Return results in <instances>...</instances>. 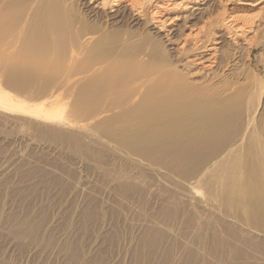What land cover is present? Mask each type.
Listing matches in <instances>:
<instances>
[{"label": "rangeland", "instance_id": "374dc122", "mask_svg": "<svg viewBox=\"0 0 264 264\" xmlns=\"http://www.w3.org/2000/svg\"><path fill=\"white\" fill-rule=\"evenodd\" d=\"M59 1L0 0V13L3 14L0 15L4 16H0V21L8 26L5 30V25H1L0 33L7 37L13 35L14 31L33 30L30 26H34V20H39L43 3L52 13L61 14L58 15L61 30L54 32L56 35L51 32L54 30H48V25L44 26L51 32L52 36L48 34L52 38L46 37L48 59L40 65L39 76L31 74V77L26 78L30 82H27L28 85L33 82L28 89L24 79L22 88L27 89L24 92L19 87H13L12 96L16 94L22 100L32 99L42 105L55 102L66 111L71 110L74 102L84 99L79 105L84 114L81 110V115L78 116V112V117L71 116L70 119L68 116V119L73 123L79 121L78 124L83 121L85 130L87 128L85 133H73L42 124V127L37 126L20 116L14 122L0 117V264H264V202L261 201L260 193L263 189L260 182L255 183L257 177L264 183V165L259 152L254 150L258 143L264 145V0H208L207 8L199 15L195 11L190 14L193 10L191 7L203 4L199 0H168L167 4L161 1L159 5L162 7L153 17L164 20L165 27L159 33L152 29L151 22L145 25L144 16L140 17L142 20L138 19L137 25L130 24L128 17L131 11L127 12L125 21L110 25L111 21L106 17L109 9L96 7L102 0H95L90 5L85 4L88 0H71L68 7L62 4V0ZM150 2L142 1L143 5L136 6L148 7ZM125 5L127 2L122 6ZM93 6L96 8L91 9ZM6 14L10 17L6 18ZM11 15L15 19H11ZM236 15L240 20H237ZM31 16H37L30 20L32 23L29 21ZM241 17L247 20L249 27L244 36H225L224 50L226 52L227 46L239 51L248 49L249 44L244 41L246 36L250 44L254 41L258 43L253 53L247 55V50L242 51V55L236 56H240L238 61L236 59L235 64L233 62L228 67L224 63V56H220L219 65L207 69L210 73L206 74L211 75L204 81L202 74L192 75L195 67L189 68L185 62L193 45L232 22L240 26L244 21ZM230 18L234 20L230 21ZM4 19L13 22L6 21L11 23V28ZM27 24H30L29 28ZM170 29L174 30L172 35L178 38L172 46L164 44L161 48L154 32L164 35ZM88 38L92 40L86 45L84 41ZM47 40H51V43ZM80 46L86 47L81 49ZM172 48L173 51L166 52ZM75 55L79 58H74ZM89 69L95 71L94 74ZM61 75L70 88L79 79L75 87L80 89L73 93L66 91L61 84ZM81 77H84L83 80ZM67 78H71L70 81ZM51 79V83L47 81ZM89 79L94 81L93 85ZM0 81L3 83L5 80ZM56 82L61 84L59 87L65 92L62 88L60 92ZM200 82L206 84L202 86ZM49 83L55 89L49 88ZM5 85L10 87L9 83ZM39 85L42 88L37 87ZM85 86L89 98H85L84 93L77 96V92ZM3 89L10 92V88ZM152 90L155 92L152 93ZM53 92L56 94L52 97ZM141 94L146 95L147 99L144 97L142 100ZM176 95L181 97L176 98ZM85 99L93 103V109L96 107L93 114L110 110L104 122H109L111 127L114 126L112 129L117 131L105 127L102 129V123L96 120L87 123L85 115L87 113L90 118L91 114L86 107H82ZM175 100L188 113L198 112L204 122L203 125L199 120L202 129L211 126L208 131L204 129L210 138L208 144H201L197 140V145L190 143L194 150H186L192 156L196 154L197 158L190 156L188 161L180 164L170 157V160L166 158L161 149L156 150L145 142L147 135L138 127L143 120L151 125L153 120L163 116V119L174 120L172 127H176L175 123H180L183 117L179 119L177 116ZM190 104H194V107ZM202 105L204 108L200 109ZM140 111L146 113L141 122L138 120ZM120 114L128 116L124 119L131 121L126 123ZM187 116L189 119L190 116ZM250 117L253 125L248 122ZM202 125L198 130L194 127L190 129L186 123L189 130L186 132L184 127L183 131L189 135L196 130L203 138L206 132L201 129ZM166 131L163 129L162 140H168ZM72 134L73 137L70 136ZM132 138L135 140L131 141ZM145 145L150 149H143ZM225 147L229 150L226 151ZM203 155L204 158H212L211 164L215 165L217 171L221 167L227 169L219 179V186L213 185L217 179L211 181L217 177L213 171L203 176L202 169L209 166L201 161ZM247 169L254 171L253 177ZM254 175L257 177L254 178ZM190 189L197 190L192 197L187 196ZM206 194L210 195V203L213 204H210V212L202 211L197 202H203ZM184 195L187 201L190 200L186 202L189 206L185 204ZM191 201L194 202L192 206Z\"/></svg>", "mask_w": 264, "mask_h": 264}, {"label": "bare ground", "instance_id": "6f19581e", "mask_svg": "<svg viewBox=\"0 0 264 264\" xmlns=\"http://www.w3.org/2000/svg\"><path fill=\"white\" fill-rule=\"evenodd\" d=\"M59 1V0H58ZM93 1H95V0H88L87 2H85V4L87 3V5L89 4H92V3H95V2H93ZM142 1H146V0H102L100 3H99V5H96V7H98V6H101V8L103 7H107L108 9H109V13H108V15L106 16L108 19H109V21H111V23H110V25H112V23L113 22H115V24H118L117 22L118 21H120V20H124V18H126V16L128 17V11H131V16H129L128 18H129V21H130V24H133V25H137V23H138V19L141 17H146V22H145V25H146V23H150L151 22V25L153 26V30H157V32L159 33V32H161L162 31V27H163V22H164V20L162 21L161 19H156V18H153L154 16H156V14L158 13V10H159V7L161 8L162 6H160L159 5V2H161L162 1V3H165V4H167V1L168 0H149V2H150V6H148V7H143V6H136V4H138V5H143V3H142ZM148 1V0H147ZM195 1V0H194ZM200 1V3H203V4H201V5H199V7H196V6H194V7H191V9H193L192 10V12H190V14L191 13H194V11L195 12H197V14L196 15H199V13L200 12H202V11H204L206 8H207V4H208V0H199ZM52 2H53V0H52ZM59 2H61V1H59ZM70 2H72L71 0H62V4L63 5H65V6H67V5H69L70 4ZM124 2H127V5H125V6H122L123 4H124ZM190 2H192V1H190ZM54 3V2H53ZM76 3V2H75ZM61 4V5H62ZM77 4V3H76ZM191 4V3H190ZM245 4V3H244ZM246 4H250V3H246ZM54 5V4H53ZM82 5H84V4H82ZM42 7H44L45 8V5H44V3L41 5ZM40 6V7H41ZM64 6V7H65ZM198 6V5H197ZM209 6V5H208ZM248 6V5H247ZM39 7V8H40ZM41 7V9H40V12L39 13H41V16H39V20L37 21V20H34V26H30V27H33L34 29L32 30V28H30L29 30H27L26 32L24 31V29H22V30H19V31H14V32H16L15 34H14V32H13V30L12 29H14V30H17V28L16 27H12V34L13 35H11L10 33H11V30H9L10 31V35H9V37H7L6 35H3V34H1L0 33V79H4L5 81H3V83L0 81V83H2V88H1V86H0V117H2L4 120H7V121H13L14 122V120H16V118L17 117H23L25 120H30V121H32V122H34V123H36V124H38L37 126H41V124L42 125H46V126H50L49 128H51V127H53V129H55V128H57V129H61V130H66V131H70V132H73V133H82V132H84L85 133V131H87V128H86V130H85V127L84 126H86L84 123L82 124V122L81 123H79V124H81V125H79L77 122H79V121H77V122H75V123H73L74 121H72L71 122V120H69L68 119V116H69V118L71 119V116L72 117H76L77 116V113L79 112V114H78V116L79 115H81L82 113H83V111L84 110H80V103L81 102H83L84 101V99H82V100H80V102H79V100H77V102L78 103H76V102H74V104H72V108H71V110L70 111H66V110H64V108L63 107H61V106H58L55 102L53 103H49V105L47 106L46 104V106L45 105H42L41 103H39V104H36V102L34 103L33 102V100L32 99H29V101H25V100H22L21 98H19L18 96H16V94H15V96H12V94L14 93V92H12V94H11V90L13 89V87L14 88H17V87H19V89H23V90H21L22 92H24V87L22 88V86H23V83H24V79H25V83H27L28 81H26L27 79L26 78H28V77H31V74L33 75V74H37L38 75V72L40 71L39 69H40V65L41 64H43V61L47 58L48 59V57H47V55H48V47L46 46V43H45V41H46V37H49V34L51 33V32H55V33H57L58 31H60L61 30V24L59 23V20H60V17L58 18V15L60 14H58L57 15V13L56 14H54V13H52L49 9H47V8H45V9H43ZM55 7H57V6H55ZM68 7V6H67ZM71 7H72V5H71ZM95 6H93L91 9H95L96 8ZM138 7V8H137ZM150 7L152 8V10H150ZM164 7H166V6H164ZM49 8V7H48ZM70 9V8H69ZM68 9V10H69ZM74 9V8H73ZM87 9H90V8H87ZM90 9V10H91ZM56 10V9H55ZM62 12V11H61ZM65 13V12H64ZM93 13V12H92ZM123 13H124V15H123ZM0 14H2V13H0ZM5 14V13H4ZM23 14V13H22ZM134 14V15H133ZM202 14V13H201ZM223 14V13H222ZM3 15V14H2ZM2 15H0V16H2ZM35 15H37V13L35 14ZM61 15V14H60ZM59 15V16H60ZM62 15H64V14H62ZM93 15V14H92ZM92 15H89V16H91L92 17ZM192 15H194V14H192ZM190 16V15H189ZM231 16V15H230ZM2 17H4V16H2ZM2 17L0 18L1 20H2ZM8 17H10V15L9 16H7V14H6V18H8ZM15 16L13 15H11V19L12 18H14ZM35 17H37V16H35ZM34 17V18H35ZM90 17V18H91ZM186 17V16H185ZM235 17V16H234ZM33 18V16H31V19H29V21L30 20H33L32 19ZM66 18V17H65ZM64 18V19H65ZM140 18V19H141ZM236 18H237V15H236ZM243 17H241V19H242ZM15 19V18H14ZM62 20L61 21H63V18H61ZM82 19H83V17H82ZM210 19V18H209ZM66 20V19H65ZM142 20V19H141ZM230 21L231 20H234V18H230L229 19ZM236 20V19H235ZM237 20H240V18L238 17L237 18ZM236 20V21H237ZM242 20H244L243 21V23L239 26V25H236V24H233L234 22H232L230 25H228L227 27H224L223 28V30H215V31H213V33H211V34H209V35H207L206 37H204L203 39H201L200 41H198V42H196L194 45H193V47L190 49V54H188L189 56L187 57V59H186V62H185V64H187V66L190 68V66H192V67H195L194 68V70H195V73L194 74H192V75H200V74H202V81H204L203 79H208L209 78V76L211 75V74H209V76H208V74H206V73H210V71H208L207 69L209 68V70L211 69L210 68V66L211 67H213V66H215L216 67V65H219V61H221L220 60V56H224V60H226V62H224V63H226L225 65H226V67H228L227 65H231L232 66V63L234 62V64H235V61H236V59H237V61H238V58L240 57L239 55H242V51H245V50H247V55H250V54H252L253 53V51L258 47V43H256L254 40H252V41H254V43L253 42H251V44H250V42H249V40H247L246 39V36H245V42L247 41L248 42V44H249V46H247V47H249L248 49H241L240 51H239V49L237 50L236 48H231V47H229V46H227L226 48H227V50H229L228 52H227V50H226V52H225V50H224V43H225V39H224V37L225 36H228V37H237V36H244V34H245V31H246V28H248L249 27V25H248V23H247V20L246 19H242ZM6 21H8L7 19H4V22H6ZM125 21V20H124ZM123 21V22H124ZM126 21H127V19H126ZM208 21V20H207ZM212 21V20H211ZM210 21V22H211ZM1 22V21H0ZM8 22H11L10 20L8 21ZM31 23H32V21H30ZM212 22H214V20L212 21ZM7 23V22H6ZM12 24H13V22H11ZM11 23H7V24H9V27H10V24ZM109 23V22H108ZM125 23V22H124ZM127 23H128V21H127ZM219 22L217 21V24H218ZM221 23H222V20H221ZM126 24V23H125ZM210 25H214V23H209ZM216 23H215V26L217 25ZM220 24V23H219ZM218 24V26H220ZM4 26V29L5 28H8V26L6 25V24H4L3 25V22H1V24H0V26ZM14 25H16V24H14ZM28 25H30V24H27V27H28ZM45 25H48V30H54V31H51L50 33L48 32V30H47V28H45L44 26ZM150 25V24H149ZM36 26V27H35ZM42 28H44V30H40V28L41 27ZM52 26H53V29H52ZM117 26V25H116ZM26 27V26H25ZM26 27V28H27ZM111 27V26H110ZM146 27V26H145ZM165 27V26H164ZM163 27V28H164ZM221 27V26H220ZM11 28V27H10ZM29 28V27H28ZM50 28V29H49ZM107 28H109V27H107ZM68 29V28H67ZM152 29H150L149 31L150 32H152ZM214 29H216V28H214ZM6 30V29H5ZM161 30V31H160ZM249 30V29H248ZM67 31V30H66ZM156 32V31H155ZM154 32V35H155V38H156V40L159 42V44L161 45V48L164 46V44H167L168 46H172L173 44L172 43H174V41L176 40V38H178V36L177 35H172L173 34V32H174V30H169L167 33H165L164 35H161V34H158L157 32L155 33ZM179 32V31H178ZM253 32V31H252ZM8 33V32H7ZM49 33V34H48ZM54 33V34H55ZM254 33H256V32H254ZM47 34H48V36H47ZM51 35V34H50ZM56 35V34H55ZM64 35V34H63ZM146 35V34H145ZM147 35H148V33H147ZM149 35H151V34H149ZM255 35V34H254ZM52 36V35H51ZM254 37V36H253ZM52 38V37H51ZM50 37H49V39H51ZM55 39H57L56 37H54ZM149 38V37H148ZM155 38H153V39H155ZM181 39V38H180ZM229 39V38H228ZM53 40V39H52ZM91 38H88V39H86L85 41H84V44H86V45H88V44H90V42H91ZM155 40V41H156ZM179 40V39H178ZM56 41V40H55ZM47 42H48V40H47ZM50 43H51V40L49 41ZM48 42V43H49ZM232 42V41H231ZM245 42H243V43H245ZM260 42V41H259ZM49 43V44H50ZM59 43V42H58ZM48 45V44H47ZM61 45H63L62 43H61ZM226 45V44H225ZM231 45H233V44H231ZM55 46V45H54ZM83 47H86V46H80V48L82 49ZM183 47V46H182ZM181 47V48H182ZM234 47V46H233ZM246 47V46H245ZM180 48V49H181ZM253 48V49H252ZM179 49V50H180ZM54 50V49H53ZM78 50V49H77ZM162 50H164V49H162ZM83 51V50H82ZM171 51H173V48L172 49H167V51L166 52H171ZM72 52V51H71ZM164 52H165V50H164ZM80 53V52H79ZM83 54H84V52H83ZM172 54V53H171ZM237 54H239L238 55V57H236L237 56ZM70 55H72V54H70ZM80 55H81V53H80ZM69 56V55H68ZM76 56H77V58H79L78 57V55H75L74 56V58H76ZM128 56V55H127ZM172 56V55H171ZM70 57V56H69ZM227 57V59H225ZM222 59H223V57H221ZM71 59V58H70ZM69 59V60H70ZM74 59H71V61H73ZM78 60V59H77ZM76 59H75V61H77ZM71 63V62H70ZM79 63V62H78ZM77 63V64H78ZM73 64V63H72ZM98 64V63H97ZM221 64H223V63H221ZM237 64V63H236ZM70 65V64H69ZM69 65L67 66V68L69 67ZM99 65V64H98ZM229 65V66H230ZM43 66V65H42ZM185 66V65H184ZM76 67V66H75ZM100 67V66H99ZM188 67H186V68H188ZM222 67V66H221ZM225 67V68H226ZM66 68V70H68ZM129 68V67H128ZM44 69V68H43ZM42 69V70H43ZM70 70H71V68H69ZM76 69V68H75ZM97 69V68H96ZM214 69H216V68H214ZM65 70V69H64ZM90 70V69H89ZM100 70H101V68H100ZM99 70V71H100ZM124 70V69H123ZM52 71V70H51ZM90 71H92V70H90ZM131 71V70H130ZM213 71V70H212ZM49 72V71H48ZM53 72V71H52ZM65 72V71H64ZM69 72H71V71H69ZM69 72H67V73H69ZM73 72V71H72ZM93 72V74H94V72L95 71H92ZM67 73H66V77H68L69 75H70V73H69V75H67ZM138 73V72H137ZM248 73V72H247ZM92 74V73H91ZM92 74V75H93ZM134 74H136V73H134ZM243 74V73H242ZM52 75V74H51ZM75 75V74H74ZM39 76V75H38ZM55 76V75H54ZM65 76V75H64ZM71 76H72V74H71ZM70 76V77H71ZM134 76V75H133ZM33 77V76H32ZM41 77V76H40ZM53 77V76H52ZM60 77V76H59ZM62 75H61V84H62V87H65L64 89H66V91L68 90H70V92L72 91V93H73V91H76V89H77V91L80 89V88H77V87H75V85H77V83H79L80 81H79V79H76L75 80V76L73 77L74 79L73 80H75V82H74V84H71V87L73 88V86L75 87V88H70V85H69V83L67 82V80H68V78H67V80H66V82L68 83V85L66 86V83H65V81H64V79H62ZM88 77H89V75H88ZM87 77V78H88ZM96 77V76H95ZM37 78H39V77H37ZM36 78V79H37ZM77 78H79V77H77ZM82 78H84V77H81L80 79H82ZM94 78V77H93ZM92 78V79H93ZM70 79L71 78H69V80L68 81H70ZM98 79V78H97ZM96 79V80H97ZM99 79H101V77L99 78ZM211 79V78H210ZM38 80V79H37ZM77 80H78V82H77ZM83 80V79H82ZM90 80V79H89ZM93 80H95V79H93ZM261 80V79H260ZM36 81V80H35ZM42 81H43V79H42ZM47 81H49L50 83H51V81H52V79L51 80H47ZM56 81H58V78H57V80ZM91 81V80H90ZM237 81V80H236ZM9 83V85H10V87L9 86H6L5 84L6 83ZM39 81H37V83H38ZM77 82V83H76ZM92 82V81H91ZM94 82V81H93ZM93 82H92V85H93ZM96 82V81H95ZM206 82H208L209 83V81L208 80H206ZM245 82V81H244ZM5 83V84H4ZM28 83H30V82H28ZM28 83L26 84L27 85V89H28V87L29 86H32L33 85V82L30 84V85H28ZM45 83V82H44ZM48 83V82H47ZM49 83V88H50V86H51V88L53 89H55V86L54 87H52V85ZM65 83V85L63 86V84ZM73 83V82H72ZM192 84L193 83H195V82H191ZM208 83H207V85H208ZM255 83V82H254ZM41 84V83H40ZM56 84H58V82H56ZM55 84V85H56ZM61 84H58L57 86L59 87V85H61ZM96 84H97V82H96ZM140 84V83H139ZM201 84V82L199 83V85ZM206 83L204 82V84L203 85H205ZM210 84V83H209ZM240 84V83H239ZM238 84V85H239ZM242 84V83H241ZM249 84V83H248ZM260 84H262L261 82H260ZM1 85V84H0ZM3 85H4V87H6L7 88V90H9L8 88H10V92H6V90H4L3 88ZM8 85V84H7ZM46 85H48V84H46ZM98 85V84H97ZM180 85H182V84H179V86ZM191 85V84H190ZM197 85V84H196ZM202 85V84H201ZM202 85V86H203ZM41 86H42V84H41ZM40 85L39 86H37V87H40V88H42V87H44V85L41 87ZM83 86V85H82ZM88 86H90V85H88ZM95 86V85H94ZM135 86V85H134ZM183 86V85H182ZM182 86H180V87H182ZM240 86V85H239ZM257 86V85H256ZM48 86H46V88H47ZM61 87V88H62ZM137 87V86H136ZM40 88H38V90L40 89ZM49 88H47L48 90H50ZM57 88V87H56ZM60 88V87H59ZM59 88L58 89H56L57 90V92H58V90H59ZM61 88H60V92H62V90L64 91V89L62 88V90H61ZM84 88H86V86L85 87H83V90H80V92L78 93L77 92V96H78V94L80 95H82L83 93L85 94H83V96H85V98H89V97H87V90H85ZM88 88V87H87ZM90 88V87H89ZM182 88H184V87H182ZM187 88V87H186ZM202 88V87H201ZM200 88V90H202ZM210 88V87H209ZM26 89V90H27ZM72 89V90H71ZM75 89V90H74ZM25 90V91H26ZM31 90V89H30ZM29 90V91H30ZM45 90V89H44ZM89 90V89H88ZM90 90H91V88H90ZM95 90V89H94ZM103 90H104V88H103ZM138 90H140V89H138ZM188 90V89H187ZM46 92H47V90H45ZM97 91V90H96ZM99 91V90H98ZM111 91V90H110ZM142 91V90H141ZM28 92V91H27ZM44 92V91H43ZM65 92V91H64ZM143 92V91H142ZM144 92H145V90H144ZM154 92H155V90H154ZM153 92V90H152V93H154ZM179 92V91H178ZM182 92V91H181ZM185 91H183L182 93H184ZM10 93V94H9ZM35 93H36V89H35ZM35 93L33 94V97H34V95H35ZM37 93H38V91H37ZM36 93V94H37ZM40 93V92H39ZM54 93V94H53ZM53 93H51V96L53 97V95H55L56 93L55 92H53ZM105 93H106V90H105ZM94 94H96V93H94ZM119 94V93H118ZM135 94V93H134ZM143 94V93H142ZM142 94L140 95V96H142ZM176 94V93H175ZM200 94V93H199ZM201 94H202V92H201ZM200 94V95H201ZM14 95V94H13ZM46 95V94H45ZM58 95V94H57ZM93 95V94H92ZM144 95V94H143ZM182 95V94H181ZM198 95V94H197ZM29 96H30V92H29ZM28 96V97H29ZM32 96V95H31ZM30 96V97H31ZM51 96H48V97H51ZM89 96V95H88ZM103 96H105V94H103ZM102 96V97H103ZM137 96H138V94H137ZM36 97V96H35ZM34 97V98H35ZM39 97V96H38ZM80 97V96H79ZM145 97V99H147L146 98V95L145 96H142V100H144L143 98ZM147 97H149V96H147ZM181 97V96H180ZM180 97H178L177 95H176V98H180ZM26 98H27V95H26ZM33 98V99H34ZM37 98V97H36ZM40 98H42V97H40ZM47 98V97H46ZM45 98V99H46ZM101 98V97H100ZM51 99V98H50ZM81 99V98H80ZM49 100V99H48ZM97 100H99L98 98H97ZM117 100V99H116ZM140 100V99H139ZM222 100V99H221ZM220 100V101H221ZM227 100V99H226ZM32 101V102H31ZM95 101H96V99H95ZM148 101V100H147ZM176 101V100H175ZM228 101V100H227ZM227 101H226V103H227ZM103 102V101H102ZM126 102V101H125ZM177 102V101H176ZM259 102V101H258ZM75 103H76V105H75ZM85 106H84V105ZM82 105V107L84 108V107H86V109H87V111L91 114L90 115V118L88 117V114L86 113V115L85 116H87L86 118H88L87 120H86V118H85V121L87 122V121H89L90 122V120H93V121H95L96 120V122L98 123V122H101L102 124V129H104V127H105V129H114V126L113 127H111L110 126V123L109 122H104V119H106V114H110V112L109 111H107V109L106 110H104L105 109V107H104V111H100V112H95L96 114H93V110L96 108V107H94V109H93V103H90V101L87 99V101H86V99H85V103H83ZM99 104H101V103H99ZM125 104V103H124ZM205 104H207V103H205ZM224 104V101H223V103H221V105H223ZM80 105V106H79ZM121 105L123 106V104L121 103ZM169 105H171V104H169ZM112 106H113V104H112ZM120 106V105H119ZM119 106H118V108H119ZM174 105H172V107H173ZM190 106H193L194 107V104H190ZM204 105H202L201 107H200V109L201 108H204L203 107ZM81 107V108H82ZM114 107H116L115 105H114ZM113 107V108H114ZM171 107V108H172ZM70 108V107H69ZM120 108H122V107H120ZM130 108V107H129ZM169 108H170V106H169ZM255 108V107H254ZM116 109H117V107H116ZM115 109V111H117ZM128 109V108H127ZM175 110H177V116H178V118L180 119L181 118V116L183 117V118H181L182 119V121L179 123V121L178 122H176L177 120H175V125H176V127L174 126V128L172 127L173 125H172V123L174 122V120L173 121H171V120H169V119H163V117L162 118H158L157 117V119H155V120H151L152 121V124L150 125H148V124H146V123H144V116H145V112H141V113H139V115H138V120H140V122H141V120H143V123H141V124H139L138 125V127L140 126V128L142 129V131H143V133L144 134H146L147 135V138H146V141L145 142H147V143H149V144H151V145H153V147H155V149L156 150H162L161 152L163 153V155H164V153H165V155L167 156L166 158H168L169 159V157L172 159V161L174 160L177 164H180L181 162L182 163H184V162H186V161H188L189 160V158H190V156H192V153H189V152H187V151H192V150H194L193 148L194 147H192V145L191 144H195V145H197V140H199V142L201 143V144H208L209 143V139L210 138H208L209 136L207 135V132L204 130V129H207V131L209 130L208 128L209 127H211L210 125H208V126H205L204 127V129H202L203 128V125H204V122H203V120L201 121V119L202 118H200L199 116H198V112H196V110H195V112L194 111H190V113H188L186 110H184L183 108H181V106H180V104H179V102H177V104H176V108H174ZM134 110V109H133ZM257 110V109H256ZM80 111L82 112L81 114H80ZM96 111V110H95ZM127 111V110H126ZM69 112V113H68ZM92 112V113H91ZM109 112V113H108ZM118 112H119V110H118ZM121 112H122V110H121ZM255 112V111H254ZM257 112V111H256ZM175 113V114H176ZM259 113V112H258ZM84 114V113H83ZM135 113H133L132 115H134ZM167 114H168V112H167ZM169 114H170V112H169ZM121 115V117H122V115L123 114H120ZM131 115V116H132ZM187 115H189L190 117H189V119H187ZM77 116V117H78ZM108 116V115H107ZM110 116V115H109ZM108 116V117H109ZM172 115H170V117H171ZM187 116V117H186ZM124 117H126V116H124L123 115V119H124ZM143 117V118H142ZM146 117H148V115L146 116ZM156 117V116H155ZM167 117V116H166ZM170 117H168V118H170ZM249 117V116H248ZM252 117H254V116H252ZM27 118V119H26ZM126 118H128V116L126 117ZM126 118L124 119L125 121H126V123L128 122V121H131V119H127L126 120ZM152 118V117H151ZM174 119H176V117L174 116L173 117ZM75 119V118H74ZM108 119V118H107ZM114 119V118H113ZM137 119V118H136ZM150 119V118H149ZM162 119V120H161ZM135 120V119H134ZM145 120H147V118L145 119ZM186 120H187V122H186ZM203 122V125H202V123L200 122ZM93 121L92 122H90V123H93ZM107 121V120H106ZM122 121V120H121ZM124 121V122H125ZM137 121V120H136ZM253 119H251V117L250 118H248V122L251 124L252 123V125H253ZM117 122V121H116ZM115 122V123H116ZM207 122V121H206ZM88 123V122H87ZM114 123V122H113ZM132 123V122H131ZM130 122H129V124H131ZM138 123H139V121H138ZM147 123H148V121H147ZM170 123V124H169ZM185 123V125H180V124H184ZM186 123H187V125L188 126H190V129L191 128H195V129H198L199 130V126H201L202 125V127H201V129L202 130H204L206 133L204 134V136H203V138H202V136H201V138H200V135L198 134V132L196 131V130H194L192 133H189V135H188V133H185L184 131H183V128L185 127V129L184 130H186V132H188V130H187V128H186ZM209 123H210V121H209ZM22 124V123H21ZM35 124V125H36ZM78 124V125H77ZM119 124V123H118ZM135 124V123H134ZM155 124V125H154ZM258 124V123H257ZM89 125H91V124H89ZM112 125V124H111ZM114 125V124H113ZM137 125V124H136ZM169 127H168V126ZM255 125V124H254ZM92 126V125H91ZM93 126H94V124H93ZM125 126V125H124ZM127 126V125H126ZM168 128H167V127ZM183 126V127H182ZM42 127V126H41ZM90 127V126H89ZM88 127V128H89ZM100 127V126H99ZM133 127H134V125H133ZM137 127V128H138ZM37 128V127H36ZM48 128V127H47ZM46 128V129H47ZM130 128H131V126H130ZM136 128V127H135ZM140 128H139V130H140ZM39 129H41V128H39ZM42 129H44V128H42ZM52 129V128H51ZM91 130H92V128H90ZM89 129V130H90ZM95 129V128H94ZM112 129V131L114 132V131H117V130H113ZM128 129H129V126H128ZM163 129H167L168 131H166V132H168L166 135H167V139L168 140H165V139H163L162 140V138H164V137H162L163 135H164V133H163ZM85 130V131H84ZM90 130V131H91ZM125 130V129H124ZM134 130V129H133ZM133 130H132V132H133ZM138 130V131H139ZM89 131V132H90ZM128 131V130H127ZM135 131V130H134ZM141 131V130H140ZM139 131V133H141ZM170 131H172V132H170ZM26 132V131H25ZM87 133V134H92V135H94V136H96L95 134H93V133ZM99 132V131H98ZM109 132V131H108ZM169 132H170V134H169ZM96 133V132H95ZM130 133V132H129ZM137 133V132H136ZM24 134V133H23ZM100 134V133H99ZM105 134H106V130H105ZM121 134V133H120ZM119 134V135H120ZM133 134V133H132ZM144 134H143V136H144ZM209 134V133H208ZM101 135V134H100ZM115 136H116V134H114ZM131 135V134H130ZM129 134H128V136H130ZM136 135V134H135ZM142 135V134H141ZM141 135H139V136H141ZM199 135V136H198ZM210 135V134H209ZM220 135H222V133H220ZM27 136V135H26ZM70 136H74L73 134L72 135H70ZM106 136V135H105ZM126 136V135H125ZM127 136V137H128ZM138 136V135H137ZM210 136H212V135H210ZM97 137V136H96ZM109 137V136H108ZM107 137V138H108ZM120 137V136H119ZM162 137V138H161ZM198 137L200 138V139H198ZM131 138V137H130ZM206 138H208V140L206 139ZM116 139H117V137H116ZM121 139H122V136H121ZM127 139V138H126ZM136 139H138V137L136 138ZM141 139V138H140ZM142 139H145L144 137H142ZM213 139V138H212ZM215 139V138H214ZM113 140V139H112ZM133 140H135V138L133 139L132 138V140L131 141H133ZM116 141V140H115ZM138 141H140V140H138ZM137 141V142H138ZM142 141V140H141ZM165 141V142H164ZM183 141H185V143H183ZM122 142V141H121ZM128 142H129V139H128ZM135 142V141H134ZM134 142H132V144H135L134 146H136V143H134ZM110 143H112V141L110 142ZM120 143V142H119ZM130 143V142H129ZM191 143V144H190ZM200 143H198V144H200ZM211 143H213V141L211 142ZM122 144H123V142H122ZM140 144H142V143H140ZM145 144V143H144ZM182 144H186V146L185 145H183L182 146ZM252 145V144H251ZM262 145L263 144H257V146L254 148V150H257L258 152H259V158H261V161H262V163H263V165H264V145H263V147H262ZM142 146V145H141ZM148 146V145H147ZM146 145L143 147V149L144 148H146L147 147ZM202 146V145H201ZM114 147H116V146H114ZM129 147V146H128ZM131 147V146H130ZM254 147V146H253ZM252 147V148H253ZM138 148H139V146H138ZM226 148V151H228L229 150V148H230V145H229V148L227 149V147H225ZM147 149V148H146ZM150 148H148L147 150H149ZM154 149V148H153ZM200 149V148H199ZM211 149V148H210ZM187 150V151H186ZM204 150V149H203ZM203 150H202V152H203ZM205 150H206V148H205ZM140 151V150H139ZM142 151V150H141ZM155 151V150H154ZM206 151H204V153H205ZM140 153V152H139ZM160 153V152H159ZM196 153V152H195ZM194 154V153H193ZM208 154V153H207ZM209 154H210V152H209ZM20 155V154H19ZM142 155H143V153H142ZM162 155V154H161ZM211 155V154H210ZM194 156V157H193ZM192 157H193V159H195V158H197V157H195L196 156V154H194ZM198 156V155H197ZM205 156H206V153H205ZM204 155H203V158L201 159V161H203L204 163L203 164H205V165H209V166H207V167H204L203 169H202V174H203V176L205 177V176H207L208 175V173L209 172H211V171H213L214 173H216L217 174V177L215 178V179H213V180H211L212 182H214V180H216L217 179V181H215V183H213V185L215 184V186H219L220 184H221V181L219 180V179H221L222 177H223V174L226 172L225 170H227V169H222V167H221V169H220V171H217V169H214V167H215V165H213V164H211V159L212 158H210L209 159V157H208V159L207 158H204L205 157ZM150 157V156H149ZM161 157V156H160ZM199 157V156H198ZM20 158V157H19ZM144 158V157H143ZM165 158V159H166ZM150 159V158H149ZM204 159V160H203ZM164 160V159H163ZM170 160V159H169ZM198 160V159H197ZM229 160L230 159H228V162H229ZM167 161V160H166ZM205 161H206V163H205ZM174 162V163H175ZM191 162V161H190ZM189 162V163H190ZM176 163H175V166H176ZM188 163V162H187ZM192 164H193V162H191ZM191 164V165H192ZM199 164V163H198ZM194 165V164H193ZM262 166V165H261ZM249 170L250 169H247V172L249 173ZM246 172V173H247ZM250 172H251V175L252 174H254V171L252 172L251 170H250ZM255 174H257V172L255 173ZM250 175V174H249ZM252 177H253V175H252ZM255 177H257L256 175H254V178ZM208 182H210V181H208ZM246 182H248V181H246ZM260 182V184H261V188L263 189V192H260V193H262L261 195H262V199H261V201L262 202H264V183H263V180H261L260 181V178H258L257 177V180H256V182L255 183H259ZM117 183V182H116ZM117 184H119V186H121L120 185V183H117ZM109 185V184H108ZM112 186V185H111ZM113 187V186H112ZM105 189V188H104ZM107 189V188H106ZM262 189H260L261 191H262ZM103 192H104V190H103ZM127 192V191H126ZM125 192V193H126ZM189 192V193H188ZM187 192V196L189 197V196H191L192 194H195V193H197V190L196 189H190L189 191ZM195 192V193H194ZM260 193H259V195H260ZM127 194V193H126ZM181 193L179 192V195H180ZM189 194V195H188ZM177 195V194H176ZM198 195V194H197ZM207 195V194H206ZM183 196V195H182ZM208 196H209V199H208ZM212 196V195H211ZM124 197H125V195H124ZM184 197L186 198V196L184 195ZM184 197H182V198H184ZM192 197V196H191ZM196 197V196H195ZM206 197V196H205ZM213 197V196H212ZM261 197V196H260ZM120 198V197H119ZM181 198V199H182ZM184 198V199H185ZM194 198V197H193ZM201 198H203V197H201ZM116 199V198H115ZM123 200H124V198H122ZM184 199L182 200V202L184 201ZM187 199L188 198H186V201H185V204H186V202H189V201H187ZM207 200V201H206ZM115 201V200H114ZM117 201H118V199H117ZM210 201H211V199H210V195H207V197H206V199L203 201V202H201L200 203V200L199 201H197V202H199V206L201 207V209H202V211H204V210H209V212L210 211H212V206L211 205H213L212 204V202L210 203ZM120 202H121V200H120ZM193 201H191L190 202V205H191V203H192ZM125 203H126V200H125ZM184 203V202H183ZM194 203V202H193ZM120 204V203H119ZM189 204V203H188ZM188 204H186L187 206H189ZM211 204V205H210ZM264 204V203H263ZM125 205H127V204H125ZM193 205V204H192ZM191 205V206H192ZM121 206V205H120ZM196 206V205H195ZM195 206H193V207H195ZM129 207V206H128ZM192 207V208H193ZM197 208H198V206H196ZM191 208V207H190ZM209 208V209H208ZM198 209H200V208H198ZM200 221V220H199ZM201 224V223H200ZM103 225V224H102ZM158 225V227H159V224H157ZM155 226V225H154ZM157 227V226H156ZM158 229V228H157ZM170 229V228H169ZM159 230V229H158ZM172 230V229H171ZM160 231H161V229H160ZM156 232H158V231H156ZM170 232V231H169ZM172 232V231H171ZM245 232H249V233H251L249 230H245ZM163 233H165V231L163 232ZM249 233H247V234H249ZM64 234V233H63ZM255 234V233H254ZM253 234V235H254ZM166 235V234H165ZM172 235H173V233H172ZM257 235V234H256ZM159 235L157 234V237H158ZM167 237V236H166ZM61 239V238H60ZM157 240V239H156ZM155 240V241H156ZM155 243V242H154ZM96 245V244H95ZM94 249H95V246H94ZM264 261V260H263ZM262 261V262H263ZM109 263V262H108Z\"/></svg>", "mask_w": 264, "mask_h": 264}]
</instances>
